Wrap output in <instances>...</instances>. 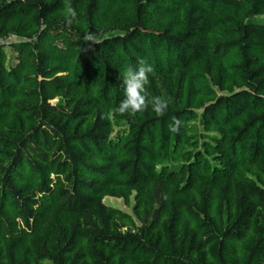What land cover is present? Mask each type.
Masks as SVG:
<instances>
[{"label":"trees","instance_id":"obj_1","mask_svg":"<svg viewBox=\"0 0 264 264\" xmlns=\"http://www.w3.org/2000/svg\"><path fill=\"white\" fill-rule=\"evenodd\" d=\"M0 264H264V0H0Z\"/></svg>","mask_w":264,"mask_h":264},{"label":"clouds","instance_id":"obj_2","mask_svg":"<svg viewBox=\"0 0 264 264\" xmlns=\"http://www.w3.org/2000/svg\"><path fill=\"white\" fill-rule=\"evenodd\" d=\"M76 18V11L70 5L66 7L65 19L67 24H71ZM86 41L100 43L101 40L95 33H88L85 36ZM138 67H128L123 73V85L125 98L115 108V112L124 115H136L143 113L151 106L152 111L158 116L167 114L168 106L171 98L164 96H151L148 91L150 84L149 74L154 73V68L147 63L144 58L138 61ZM181 121L176 117H171V122L168 127L171 132H178L181 126Z\"/></svg>","mask_w":264,"mask_h":264},{"label":"rangeland","instance_id":"obj_3","mask_svg":"<svg viewBox=\"0 0 264 264\" xmlns=\"http://www.w3.org/2000/svg\"><path fill=\"white\" fill-rule=\"evenodd\" d=\"M104 201L109 205L115 206L119 209H122V210L132 214L134 219L136 218L135 214L133 212V203H134L133 199H132L131 203H126L123 198L105 195Z\"/></svg>","mask_w":264,"mask_h":264}]
</instances>
